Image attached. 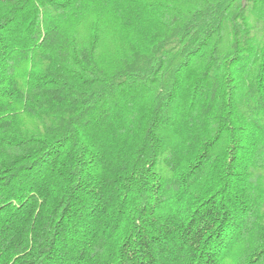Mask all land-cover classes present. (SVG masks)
I'll return each instance as SVG.
<instances>
[{
    "label": "trees",
    "instance_id": "1",
    "mask_svg": "<svg viewBox=\"0 0 264 264\" xmlns=\"http://www.w3.org/2000/svg\"><path fill=\"white\" fill-rule=\"evenodd\" d=\"M0 264H264V0H0Z\"/></svg>",
    "mask_w": 264,
    "mask_h": 264
}]
</instances>
